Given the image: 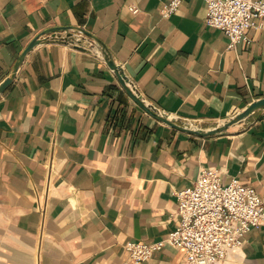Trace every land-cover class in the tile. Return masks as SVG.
Here are the masks:
<instances>
[{
	"label": "crops",
	"instance_id": "0c3cea01",
	"mask_svg": "<svg viewBox=\"0 0 264 264\" xmlns=\"http://www.w3.org/2000/svg\"><path fill=\"white\" fill-rule=\"evenodd\" d=\"M168 1L0 0V83L34 36L65 26L104 44L142 99L179 124L211 129L264 98V29L227 49L204 24V1L163 19ZM79 45L37 44L0 94V264L128 261L125 242L175 229L174 192L202 168L264 203V108L220 135L179 131L127 97L97 45ZM182 261L165 245L139 264ZM220 264H264V225Z\"/></svg>",
	"mask_w": 264,
	"mask_h": 264
},
{
	"label": "built area",
	"instance_id": "2783aa9c",
	"mask_svg": "<svg viewBox=\"0 0 264 264\" xmlns=\"http://www.w3.org/2000/svg\"><path fill=\"white\" fill-rule=\"evenodd\" d=\"M181 1L169 0L164 4L161 18L173 15ZM202 1L206 7L204 24L225 35L227 49L250 43L249 29H264V0ZM128 9L137 12L134 7ZM174 196L175 229L160 241L125 242L123 249L128 261L121 264L145 262L165 245L182 250L181 264H220L229 253L241 248L246 234L264 225V203L254 190L235 178L223 184L215 169H200L192 185L174 192Z\"/></svg>",
	"mask_w": 264,
	"mask_h": 264
},
{
	"label": "water",
	"instance_id": "95a60500",
	"mask_svg": "<svg viewBox=\"0 0 264 264\" xmlns=\"http://www.w3.org/2000/svg\"><path fill=\"white\" fill-rule=\"evenodd\" d=\"M86 38L88 39V42L91 44L90 47H94L97 45V51L103 61L105 62L106 66L112 71L113 75L116 78L117 83L119 84L120 88L124 91V93L127 95V97L142 111H144L147 115L153 117L157 121L171 127L174 129H177L179 131H183L189 134L197 135L199 137H210L215 135L223 134L227 131V129L232 126L233 124H236L245 118H247L249 115L254 113L257 110H260L264 108V98L258 99L256 101H253L249 105L246 106V108L236 114L232 119L229 121L222 123L221 125H218L216 127H213L211 129H202L199 128L194 123L185 122L183 124L177 123L176 119L170 118L168 115L164 113H160L157 109H155L152 105L146 103L142 97L139 95V93L136 91V89L133 87V85L130 83L126 75L124 74L122 68L118 65H116L113 60L111 59L109 53L107 52V49L104 44L100 43L98 40L93 38L89 33L82 30L78 27H50L48 29L43 30L36 36H34L27 46L22 50L20 55L17 57L10 74L0 83V94L8 87V85L11 83V81L14 78L15 72L21 62L23 61L25 55L37 44L39 43H59L66 46H70L73 48L80 49V38Z\"/></svg>",
	"mask_w": 264,
	"mask_h": 264
}]
</instances>
